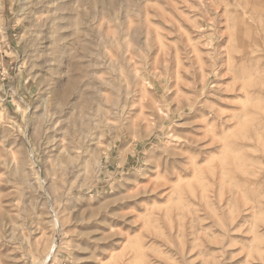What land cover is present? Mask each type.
Instances as JSON below:
<instances>
[{"label": "rangeland", "instance_id": "374dc122", "mask_svg": "<svg viewBox=\"0 0 264 264\" xmlns=\"http://www.w3.org/2000/svg\"><path fill=\"white\" fill-rule=\"evenodd\" d=\"M0 264H264V0H0Z\"/></svg>", "mask_w": 264, "mask_h": 264}, {"label": "bare ground", "instance_id": "6f19581e", "mask_svg": "<svg viewBox=\"0 0 264 264\" xmlns=\"http://www.w3.org/2000/svg\"><path fill=\"white\" fill-rule=\"evenodd\" d=\"M44 42V41H43ZM46 42V41H45ZM54 248H55V244L54 243H52L51 244V247H50V251L48 252V254L46 255L47 257H46V259H48V257H50L51 255H53V251H54Z\"/></svg>", "mask_w": 264, "mask_h": 264}]
</instances>
